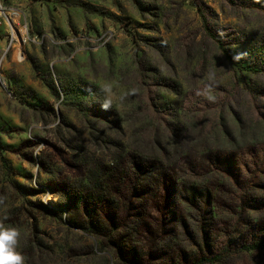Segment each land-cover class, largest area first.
I'll use <instances>...</instances> for the list:
<instances>
[{"label":"rangeland","instance_id":"rangeland-1","mask_svg":"<svg viewBox=\"0 0 264 264\" xmlns=\"http://www.w3.org/2000/svg\"><path fill=\"white\" fill-rule=\"evenodd\" d=\"M0 6V222L27 264H136L119 243L138 214L164 229L135 235L138 264H264V71L219 47L264 67V0ZM168 164L218 198L177 231L143 213L146 176Z\"/></svg>","mask_w":264,"mask_h":264},{"label":"trees","instance_id":"trees-1","mask_svg":"<svg viewBox=\"0 0 264 264\" xmlns=\"http://www.w3.org/2000/svg\"><path fill=\"white\" fill-rule=\"evenodd\" d=\"M217 42L219 41L217 40ZM219 47L222 50L225 59L228 60L229 63L233 64L234 66H237L242 70H247L254 73H260V72L262 73L264 71V67L262 66H258L257 68L249 66L248 68L244 69L241 63L233 60V57L223 47L221 46ZM177 143L179 142L177 141ZM174 149H178V148H174ZM219 162H220L219 160H216L215 162H211V164L213 166H216V168H218L221 167ZM153 163L155 165L159 164L161 167L160 170L165 171L164 168L166 167L164 163H162L161 161H156ZM113 167L116 168L117 165L115 166L114 164ZM113 167H111L110 170L111 169L113 170ZM136 167H138V165H136ZM249 167H247V169ZM166 171H169L170 174L169 175L162 174L159 180L155 179V183H159L157 189L153 188L155 186L154 175L157 176V174L146 176L145 188L147 187V191L142 194L147 196V200L145 201L146 207H144L145 210L143 211V213L147 212V208L149 205L150 207L153 208L154 211H157L158 213L162 212L168 214L169 217L172 219L171 223L173 224V229H172L173 231H177L176 227L178 226L188 228L189 225L187 221L188 219L187 216L188 215L191 216L192 214H194V211H201V212L209 211L210 213H212L211 203H215L218 201L217 194L215 192L216 191L215 185H213L212 183L208 184L206 181L200 184L199 183L189 184V185L185 184L182 181L183 180L182 177H184V175H182V172H186L184 168H181L180 171H178L177 168L172 167L170 164H168ZM165 198L167 199L166 202H164ZM203 205H205L206 208H203ZM148 214L149 212H147L146 216ZM142 215L143 214H138L134 222H131V224H129V226L131 227L129 236H125L123 239H121V241L122 240L125 241L120 242L119 243L120 245L117 244L119 245L120 249H124L126 251V255H125L127 257L126 259H128V261L132 260L136 264H138L137 261H147L148 253L144 254V258L139 256L138 254L139 252L136 250L137 246L136 244H134L133 239H136L137 240L136 242H138L140 241L141 236L134 238L135 235L139 234V231L141 232L142 229H146L147 232L154 231V233L156 234L160 233V231L162 230L164 232V229L163 228L161 229L160 226L155 223V221L152 222L151 225H148L144 221V218H146L145 215L144 216ZM140 226H143V228H140ZM156 243L158 247L159 242ZM261 248H264V245L256 244L251 249H261ZM145 249H146L145 246L142 247L141 252L145 251ZM166 258L167 261H164L165 264H213L215 262H218L221 259V256H219L218 254L215 255L214 257H210V256L201 257L198 255V253L184 250V252L179 253L178 256H176V258L174 254L166 255ZM172 258H175V260H173Z\"/></svg>","mask_w":264,"mask_h":264},{"label":"clouds","instance_id":"clouds-1","mask_svg":"<svg viewBox=\"0 0 264 264\" xmlns=\"http://www.w3.org/2000/svg\"><path fill=\"white\" fill-rule=\"evenodd\" d=\"M21 232L0 222V264H27L26 256L18 250Z\"/></svg>","mask_w":264,"mask_h":264},{"label":"built area","instance_id":"built-area-1","mask_svg":"<svg viewBox=\"0 0 264 264\" xmlns=\"http://www.w3.org/2000/svg\"><path fill=\"white\" fill-rule=\"evenodd\" d=\"M0 9L4 12V14L6 15V18L8 19V21L12 24V22H11V17L10 16H8V13H5V10H4V8L2 7V6H0Z\"/></svg>","mask_w":264,"mask_h":264}]
</instances>
